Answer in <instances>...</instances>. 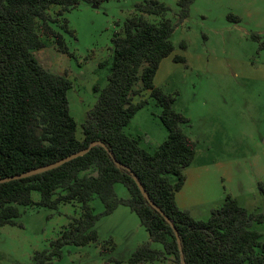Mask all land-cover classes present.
I'll list each match as a JSON object with an SVG mask.
<instances>
[{
    "label": "trees",
    "instance_id": "1",
    "mask_svg": "<svg viewBox=\"0 0 264 264\" xmlns=\"http://www.w3.org/2000/svg\"><path fill=\"white\" fill-rule=\"evenodd\" d=\"M192 1L177 0L178 21L188 15ZM78 2L0 0V178L53 163L92 141L103 143L53 169L0 182V226L14 224L20 206L55 209L60 203L77 202L80 215L50 242L49 250L33 254L36 264H44L60 257L65 245L99 243L97 220L125 205L138 216L149 236L129 254V264L169 257L181 264L173 227L185 264H264V240L252 227L254 222L264 221V212H249L235 198L226 196L206 220H201L175 200L185 180L183 170L194 159L196 144L182 130L188 119L173 109L175 96L154 84L160 61L174 50L171 35L176 23L167 17L170 8L163 2L137 3L138 13L124 19L120 33H113L109 61L98 63V67L108 65L106 81L93 85L96 99L80 123L81 136L77 135L78 123L68 97L71 80L64 73L44 68L33 51L43 46L39 30L52 35L60 51H67L62 34L49 24L47 10L59 5L65 11ZM144 14L160 16V20L150 21ZM61 27L70 33L64 24ZM252 37L264 49V37ZM173 61L183 62V58L174 55ZM142 91H148V98L134 102ZM148 99L160 108L159 118L167 131L165 139L151 151L140 145V136L123 131ZM131 172L163 214L149 204ZM116 183L126 188L127 197L115 193ZM258 187L264 194V185L258 183ZM95 196L103 204L99 213L91 205ZM104 242L111 243L113 249L110 240ZM104 242L101 252L108 250ZM151 242H159L162 249L153 248ZM108 261L119 262L116 258Z\"/></svg>",
    "mask_w": 264,
    "mask_h": 264
},
{
    "label": "rangeland",
    "instance_id": "2",
    "mask_svg": "<svg viewBox=\"0 0 264 264\" xmlns=\"http://www.w3.org/2000/svg\"><path fill=\"white\" fill-rule=\"evenodd\" d=\"M98 1L79 0L65 11L51 5L49 24L62 34L67 51H60L54 37L41 30L43 46L33 51L44 68L71 80L68 97L78 136L80 123L96 99L93 85L106 81L108 65L98 67V63L109 61L113 33L121 32L124 19L138 13L135 5L143 0ZM159 1L170 8L167 17L176 26L171 35L174 50L160 61L154 84L175 96L173 109L188 119L182 130L196 144L194 159L183 170L184 183L175 193L177 205L193 218L206 220L230 196L249 212H264V194L258 187L264 185V49L252 37H264V0H193L180 21L177 0ZM144 16L160 20L157 15ZM174 55L183 62L173 61ZM141 98H148V91L136 95L134 102ZM159 113L160 108L148 99L123 127L124 133L140 136V145L153 150L167 135ZM114 190L119 197L128 195L121 183ZM91 205L96 213L103 210L96 196ZM19 210L14 224L0 226V264H36L33 254L49 250L50 242L81 213L77 202L60 203L55 209L31 205ZM95 227L99 243L65 245L60 257L44 264H129V254L149 240L138 216L125 205L100 217ZM252 227L264 240V221ZM109 240L113 249L104 242ZM103 242L108 250L101 252ZM151 246L162 249L159 242ZM143 264L176 262L169 257Z\"/></svg>",
    "mask_w": 264,
    "mask_h": 264
},
{
    "label": "water",
    "instance_id": "3",
    "mask_svg": "<svg viewBox=\"0 0 264 264\" xmlns=\"http://www.w3.org/2000/svg\"><path fill=\"white\" fill-rule=\"evenodd\" d=\"M96 144H100V145H103V143L101 141H92L90 142L87 147L79 150V151H76L72 154H69L53 163H49L47 165H44V166H41V167H38V168H35V169H31L29 171H25L23 173H18V174H15V175H12V176H6V177H2L0 178V182H5V181H9V180H13V179H16V178H22V177H26V176H29V175H32V174H36V173H39V172H42V171H46V170H49V169H53L75 157H78L80 155H83L84 153H86L87 151H89L91 149L92 146L96 145ZM116 165L118 167H123V165H121L119 162H116ZM131 175L133 177V179L136 181L141 193L143 194V196L147 199V201L149 202V204L155 208L157 211H159L161 214H163V212L159 209L158 206H156L149 198L148 194L146 193V191L144 190L143 186L141 185V183L138 181L137 177L135 176V174L133 172H131ZM165 219L167 221H169V223H171V221L168 219V217H166L164 215ZM172 225V224H171ZM174 231H175V234H176V237H177V241H178V248H179V251H180V262L181 264H185V261H184V258H183V254H182V250H181V245L179 243V237L177 235V231L176 229L173 227Z\"/></svg>",
    "mask_w": 264,
    "mask_h": 264
}]
</instances>
